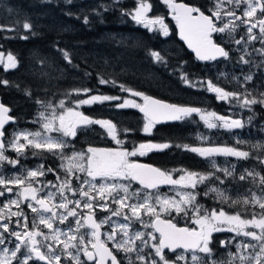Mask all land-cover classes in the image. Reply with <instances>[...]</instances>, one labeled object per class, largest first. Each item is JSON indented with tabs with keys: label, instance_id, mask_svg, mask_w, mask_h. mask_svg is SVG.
I'll return each mask as SVG.
<instances>
[{
	"label": "snow or ice",
	"instance_id": "6c2138e0",
	"mask_svg": "<svg viewBox=\"0 0 264 264\" xmlns=\"http://www.w3.org/2000/svg\"><path fill=\"white\" fill-rule=\"evenodd\" d=\"M116 2L117 0H113V3ZM161 2L175 20L181 39L195 52L198 60L231 59L230 50H226L224 42L218 43L213 39V34L217 33L226 35L227 43L244 46L243 51L239 47L236 48V51L241 52L238 63H250L246 59L251 55L248 48L257 40L262 47L252 51L264 57V0H209L211 6L208 8L185 0ZM67 3L71 4L72 0H67ZM135 5L131 9L121 8V14L130 17L134 23L142 25L150 32L159 30L164 36L169 34L163 16L149 15L153 10L150 0H135ZM98 7L107 10L109 6L100 4ZM91 11L99 14L96 8ZM83 23H90L88 15H84ZM16 24L21 25V21L17 20ZM241 26L246 28L247 39L245 36L235 38ZM22 28L31 32L33 25L25 20ZM255 29H258V33ZM12 30L14 29L0 24V31ZM20 38L26 40L28 36ZM57 50L67 64L74 68L79 67L73 64L69 51L59 48ZM146 55L150 56L154 63L165 66L168 64L165 56L159 51L147 49ZM40 63L43 65L45 61L41 60ZM0 66L5 72L16 69L17 57L12 53L5 56L0 51ZM182 68L181 65L179 79L183 84L193 88L197 85L205 88L206 85L205 90L214 93L218 101L231 103L234 100L239 107L248 109H251L252 105H264V92L260 93L259 98L252 96L247 90L243 93L229 92L211 80L189 79V74ZM40 75L48 76L49 73L42 71ZM89 75L91 74L85 72V76ZM243 79L249 82L253 77L246 74ZM98 82L100 85L117 84L115 79H106L99 74ZM0 85L10 87L12 82L0 78ZM16 87L19 88V85ZM119 88L130 96L141 98L143 103L120 96L92 95L93 89L87 87L66 92L65 99L59 101L37 98L35 103L42 110L38 112L34 123L39 124V130L14 132L12 138L7 141L4 139L5 125L14 122L15 117L9 115L11 109L0 102V167L5 163L13 168L20 164L18 158L13 159L5 154L6 148H11L17 157L24 155L30 148L33 149L34 156L45 152L58 156L62 161L59 167L65 173V178L61 179L56 169L44 164H39L34 169H26V175L0 173V198H4L0 206V264H122L117 258V253L120 252L125 254L128 264H136L137 261L140 264H149V261L150 264H179L180 261L189 264V258L184 253L190 254V264H218L213 257V233L222 231L234 233L235 236L229 240H221V247L235 244L236 250L229 252L228 259L219 264H264V175L254 169L241 172L238 180L251 181L253 187L259 191L249 189L248 195L233 200L219 185L225 184L229 178L237 179L235 166L232 169L219 168L214 160L218 155L247 160L250 152L210 143L208 146L177 144L175 147L210 160L215 171L203 173L185 168L161 169L138 163L131 158L169 149L172 144L149 141L134 145L129 151L122 146L124 141L118 138L116 124L109 119L91 118L79 109L84 105L110 101H117L115 107L119 109H139L144 115L142 131L146 134L151 133L157 123L185 121L194 114L199 116L208 129H239L244 127V122L231 116L218 115L215 111L168 103L128 88L124 84H119ZM82 94L88 98L75 101L68 99L73 95L79 97ZM26 95L31 97V91L26 90ZM121 100L122 102H119ZM248 120L251 122L252 117ZM92 125L105 129L107 135L120 147L101 148L89 145L86 150L73 149L71 155L66 154L65 150L70 147L68 138L77 137L81 128ZM197 139L201 142L209 140L199 134ZM253 148L264 150V144L253 145ZM258 162L264 166V151L258 157ZM47 173L56 174L59 183H43L38 179ZM79 173L83 176L78 175ZM174 173H177L178 177L174 178ZM217 173H223V176ZM132 182L138 183L139 187L132 190ZM34 184H39V187ZM209 184L216 186L207 187L203 195L214 194L221 204L251 206V211L248 207L233 213L225 211L223 207L204 208L197 201V196L200 195L198 189L201 185ZM162 185L169 186L168 193L158 191ZM53 187L56 191L49 190ZM66 192L72 193L73 197L79 196L80 199H69ZM6 193L11 194V198H5ZM21 204H26L35 214L31 224L29 217L20 207ZM13 207L19 210L13 211ZM257 207L259 211L256 210ZM97 209L108 212L109 215L97 220ZM173 213L175 215H172ZM163 214H167L168 218H162ZM246 215L250 218H245ZM181 216L190 221V226L180 227L174 222L176 217ZM13 217L16 219L13 220ZM113 217H122L124 222L114 220ZM72 221H75L74 225ZM137 223L152 231L133 230ZM59 224H65L66 228H60ZM105 224L110 226V232L102 231ZM155 233L159 235L156 236ZM240 236L248 238L247 242H237L236 237ZM10 243L14 247H8ZM144 246L151 247L155 258L151 254L148 258L145 257ZM165 249L172 251L174 255L176 250L182 249L183 252L176 256L175 261H171L167 258ZM133 253L135 259L131 255Z\"/></svg>",
	"mask_w": 264,
	"mask_h": 264
},
{
	"label": "trees",
	"instance_id": "16d2710c",
	"mask_svg": "<svg viewBox=\"0 0 264 264\" xmlns=\"http://www.w3.org/2000/svg\"><path fill=\"white\" fill-rule=\"evenodd\" d=\"M96 1L72 0L69 4L67 0H0V24L14 29L0 31V50L4 54L12 53L18 60L16 69L5 72L0 66V78L12 82L10 87L0 85V101L11 109L13 115L19 117L31 112L37 105L35 103L37 98L59 101L65 99L64 93L84 87L116 94L115 88L119 84L171 102L204 107L202 102L191 101L184 96L177 97L174 95L177 94L176 92L169 93L173 89H183L182 85L177 83L175 73L178 62L184 61L185 70L194 76H201L208 67L192 59V55L177 39L173 28L170 27L169 34L162 37L157 30L150 32L131 25L130 17L123 16L120 11L121 8H127L124 0L117 1L115 5L104 3L109 6L107 10L95 7ZM190 1L201 4L200 0ZM103 2L104 0L101 1L102 4ZM154 3L155 1L152 4ZM157 5L155 7L161 13L163 5L161 3ZM93 8L97 9L98 15L91 11ZM69 12L72 14L68 15ZM84 15L89 16L88 25L83 23ZM17 20L21 21V25L16 24ZM25 20L33 25L31 32L22 28ZM25 35L28 39L20 38ZM132 41L136 44L130 45ZM159 42L160 45L167 44L172 49V52L166 53L167 66L151 64L150 56L146 55L147 49L155 51L161 49ZM58 48L69 51L72 54L73 64L79 67L74 68L67 64ZM161 51L165 54L164 49ZM41 60L45 61L43 65L40 63ZM170 69L172 73L168 72ZM42 71L48 72L49 75L41 76ZM85 72L91 75L85 76ZM148 72L154 75H146ZM98 74L106 79H115L116 86L100 85ZM159 82L165 87L162 85L160 87ZM16 85H19V88ZM26 90L31 91V97L26 95ZM73 98L74 96H71L68 99ZM207 106L219 111L215 99H210L205 108ZM119 110L123 118L115 114L114 119L118 117L119 121L122 120V124H117L127 126L126 129L130 130L132 140L162 141L173 145L157 155L149 156L156 165L168 170L185 168L203 173L211 171L204 158L175 147L186 142L191 144L187 137H183V134L191 129L186 120L156 125L154 134L151 132L146 135L147 137H137L134 134L140 132L137 126L141 124L143 117L136 109ZM227 143L224 146H230V142ZM236 161L239 164L244 163L240 159ZM250 161L251 159L247 164L264 175V169L259 164L257 166L250 164ZM242 184L253 187L251 181Z\"/></svg>",
	"mask_w": 264,
	"mask_h": 264
},
{
	"label": "rangeland",
	"instance_id": "374dc122",
	"mask_svg": "<svg viewBox=\"0 0 264 264\" xmlns=\"http://www.w3.org/2000/svg\"><path fill=\"white\" fill-rule=\"evenodd\" d=\"M102 0H97L95 3V7L99 6ZM119 1V0H117ZM155 1V3L153 4V10L149 13L150 16L155 17V16H162V14L160 12H158V8H156L158 5V3H162L161 0H150ZM127 9H131L134 8L135 5V0H124ZM108 4V5H115L116 3H113V0H104L103 4ZM200 5H203L204 8H208L210 7V2L209 0H200ZM163 5V7H166L163 3L161 4ZM156 6V7H155ZM167 8V7H166ZM168 10V9H167ZM120 19V18H119ZM130 24L135 26V27H140L143 29L144 28L142 25H138L136 23H134L131 18H129ZM164 22L168 25V30L169 27L171 25L170 22H168L167 20H164ZM242 28L237 30V33L235 34V38L239 39L241 36H245V39H247L245 33H246V28H244L243 26H241ZM255 32L258 33V29L254 30ZM153 32V31H151ZM158 34H160L162 37H166L164 35H162L160 33L159 30H157ZM217 37L221 38V40L225 41V43H227L228 41V37L224 34H218ZM122 41V40H120ZM136 43L134 41H132L130 43V45H135ZM160 45V42H159ZM231 53L233 52V56H235L234 60L231 62H228L227 64H223L222 66H218L217 64H210L208 65V67H206L205 73L202 74L201 76H194L192 74H190L189 72H187L186 69V65L185 62H178L177 63V68L175 69V73L177 75V83L179 85H182L183 89H173L170 90L169 93L174 94L175 92L177 94V97H186L191 101H198V102H202L204 104V107L202 109H207L208 111H215L212 108L208 107L205 108V105L207 103H209L210 99H215L218 103V108L219 111H215L218 115H225V116H231L234 119H241L244 122V127L239 128V129H232V130H226L223 128H214V129H208L205 125L204 122L200 120L198 115L193 116V118H188L186 119V121L189 124V127H191V129L189 131H187L186 133L183 134V137H187L188 140H190L189 142H186V144H189L191 146H208L209 143L211 145H220V146H224L225 143H227L228 141L230 142V146L232 147H237L240 150L243 151H248L251 153L250 157L247 160H242L244 163L239 164L236 161V157H234L233 159H229L230 157H221V156H215L214 160L216 165L219 168H229L232 169L233 166H235V175L237 177V179H231L229 178L227 180V182L223 185H219L220 188L225 189L226 190V194L233 200L236 199H242L245 195L249 194V189H252L253 191H259L257 190L255 187H251L250 185H243L241 181L238 180V176L240 175L241 172H243L245 169L248 170H255V168H251V165H249V163L247 164V161H250V164L253 163V165L257 166V164H259L258 162V157L261 155L262 151L261 149H257V148H253V145L256 144H264V121L260 122L259 119L256 117L257 116V112L254 111L255 105H252L251 109L248 108H241L238 106V104L236 103V101H231V103H229L228 101H218L216 99V96L214 93L208 92L205 90V88L200 87L199 85H197L196 87H188L187 85L183 84L181 82V80L179 79V75H180V70H181V65L183 66L182 70L187 72L189 74V79L191 80H202V81H208L211 80L214 84L218 85L219 87L224 88L226 91L229 92H245V90H247V92H250L252 94V96L259 98L260 93L264 92V68L263 71L261 73H258V78H254L253 74L251 73V67L254 66L256 64V59L258 56H260L258 53L249 50L250 47H252L253 49H258L261 48L262 45L260 43L259 40L251 43L249 45V52H251V55L247 56L246 59H248L250 61L249 64L245 65V64H241L238 63V57L241 54V52L236 51V48L239 47L241 49V51H243V45L237 46L234 43H228ZM161 49L157 50L161 53V55L165 56V58L168 61L167 58V51L168 52H172V49L170 46H168L167 44H161ZM162 49H164L165 54H163V52L161 51ZM1 51V50H0ZM7 54H5L6 56ZM254 57H256V59L254 61H252L254 59ZM261 57V56H260ZM149 58V57H148ZM151 64H153V60L150 57L149 58ZM254 63V64H252ZM260 63V61H259ZM259 63H257L256 65H258ZM157 65H163V64H158ZM172 69H170V71H168L169 73L171 72ZM246 74H251L253 79L252 81L249 82H245L243 77ZM146 75L148 76H152L154 75L151 72L146 73ZM233 77H236V79H233ZM159 86L162 85L163 87H165V85H163L162 82H159L158 84ZM161 87V86H160ZM117 89V93L116 94H110V93H104V92H100V91H94L92 92V95H109V96H120L122 98H131L136 100L138 103L141 102V98L139 97H134V96H130L129 93L127 92H122L119 88V86H116ZM177 90V91H176ZM74 98L72 99V101H75L76 99H86L88 98L86 95H80L79 97L73 95ZM251 98V97H250ZM140 99V100H138ZM119 102H122L119 101ZM118 103L117 101H110V102H103V103H95L93 105H84L86 106V108H92L94 109L97 114H98V118L99 119H109L111 120L114 124H122V120H118V117H122L119 113V108L115 107V104ZM259 105L261 107H263L264 109V105H260V104H256ZM69 106H72L71 104H69ZM124 109H135V108H124ZM42 109L40 108V106L38 105V108L34 111L35 114V118L37 119L38 117V112L41 111ZM117 115L118 117H115L114 119V115ZM252 117L251 122H249L248 118ZM118 120V121H117ZM145 123V120L143 118V120L141 121V126L143 128V125ZM117 126V125H116ZM40 126L38 124L37 127H33V128H29V127H24L20 130L15 129V132L18 131H30V132H34L39 130ZM118 134V133H117ZM202 135V136H206L209 138L208 141H204L201 142L199 139H197V136ZM104 137L106 139H109L112 141V144L115 147H120L118 145H116V143L111 139V137H109L107 135V132L104 134ZM119 138V136H118ZM237 141H243L244 143H237ZM129 144H132V146L128 149L129 151H131L133 149V142H128ZM135 145H139V143L135 144ZM123 147H125L124 145H122ZM181 150H183L182 148H180ZM7 150H11V148H8ZM29 150L30 153L33 152V149H27ZM8 156V154H6ZM17 155V154H16ZM26 155V154H24ZM23 155V156H24ZM27 156V155H26ZM15 158H17L16 156H14ZM57 158H59L57 156ZM132 159V158H131ZM205 159V158H204ZM205 162L210 166L211 171H215V169L212 168L211 164L212 162L210 160L205 159ZM260 165V164H259ZM263 169L264 166L260 165ZM56 169V168H54ZM179 169V168H177ZM57 173H60V170L56 169ZM16 170L12 169V168H8V169H3L0 173L4 174V175H12L15 174ZM26 175V174H24ZM56 175V174H55ZM174 175L176 177H178L177 173H174ZM217 175L223 176V173H217ZM54 184H57V182L55 180L52 181ZM122 183H127V182H123ZM35 187H39V184H34ZM212 186H216L214 184H209V185H201L198 189V191L200 192V195L197 196V201L199 204H201L204 208H221L223 207L225 209V211L229 212V213H233L236 211H243V209L245 207L249 208V211H251V206H244V205H230L229 203H224L221 204L219 200H217L215 198L214 194H210L208 196L203 195L204 191L207 190V187H212ZM136 188L132 185V190H135ZM49 190H52V188H50ZM56 191V190H55ZM169 192V188L167 193ZM71 199H80L79 196H75L72 197ZM13 211H18V209H16L15 207L12 208ZM97 218L98 220L103 219L105 216L109 215L108 212H103L100 211L99 209H97ZM257 211H259L258 207L256 209ZM30 211V209H29ZM175 214V213H173ZM185 218V217H184ZM245 218H250V216L246 215ZM114 220H119L120 222H124L122 217H113ZM147 219V218H145ZM187 219V218H185ZM188 220V219H187ZM190 223V221H189ZM75 224V221H73V225ZM108 229L106 230V232H110L111 228L108 224H105ZM133 230H141V231H150V229H144L142 228L140 225L135 224L133 226ZM45 232H47V229H44ZM219 234V237H216L217 240L214 242L217 245L219 244L220 246V241L223 240H229L232 239L233 236H235L234 233L231 232H227V231H222V232H217ZM216 235V233H213V236ZM217 236V235H216ZM248 238L245 237H236L237 242L240 241H244L247 242ZM137 244H139V241H137ZM14 247V246H13ZM230 247V249H229ZM150 249L151 255L152 257H154V251L151 249L150 246H144V249ZM233 248V249H232ZM223 251H221L220 253L222 254V256L224 257V261H226L228 259V253L232 251L235 252V244L233 245H229L228 247H224L222 248ZM219 251V249H218ZM123 253V252H122ZM133 259H135V253L131 254ZM146 257V256H145ZM214 259L218 261V258L216 255L213 256ZM147 258V257H146ZM123 260L125 264H128L127 259L125 258V254L123 253ZM136 264H140V262H136ZM150 264V261H149ZM238 264V262H237Z\"/></svg>",
	"mask_w": 264,
	"mask_h": 264
},
{
	"label": "flooded vegetation",
	"instance_id": "af4514ba",
	"mask_svg": "<svg viewBox=\"0 0 264 264\" xmlns=\"http://www.w3.org/2000/svg\"><path fill=\"white\" fill-rule=\"evenodd\" d=\"M185 2L193 3L190 0H185ZM197 5H200V4H197ZM160 10H161V8H160ZM162 10L163 11H161V14L164 13V15H162L164 17V20H167L168 22H170L171 23L170 27L173 28L174 31H176L175 25H174L175 21L172 18V16L169 15V12H168L167 8L163 7ZM170 27H169V29H170ZM218 34L219 33L213 34V39L216 40V42L221 43L223 40H221V38L217 37ZM223 42H224L223 46L226 47V50H230V47H229L228 43H225V41H223ZM249 50H253V48L250 47ZM188 53L192 55V53H190V52H188ZM230 56H231L230 60H225L223 58H218L217 60H208V61H204L203 62V61H198V60L194 59L193 55H192V59L195 60L196 62L197 61L198 62H202V63H204V65H207V66L210 65V64H217L218 66L219 65L222 66L223 64H227L228 62H231V61L234 60L235 56H233V52L231 53V50H230ZM255 59H256V57H254V59L252 61H254ZM259 61H260V63H259ZM257 63H259V64L256 65ZM252 64H254V63H252ZM256 64L251 67V73L253 74L254 78H258L259 77L258 73H261L263 71V68H264V57L258 56L257 59H256ZM37 108H38V104L34 107V109L31 112H29L27 114H22L19 117L17 115H13L11 113V111H10L9 115L15 117V121L14 122H9L8 124L5 125V137H4V139L6 141L10 140L12 138V134L15 132L14 131L15 129L20 130V129L24 128V127L25 128L29 127L30 129L33 128V127H37L38 123H34V121L36 120V118L34 117L35 116L34 111ZM79 110L81 112H83L85 115H87V116H89L91 118L99 119L97 112L94 109H92V108H88L87 109L86 106H82ZM254 111L257 112V116L256 117L259 119V121L263 122L264 121V109H263V107H261L259 105H255ZM260 113H262V114L259 115ZM116 125H117V133H118L119 139L124 141L123 145L125 147H127L128 149L132 146V144H129L128 142H133V144L135 145L137 143L140 144V143H146V142L150 141V140L135 141L134 139L132 140L130 131H127V132L124 131L127 126L118 125V124H116ZM141 125L142 124L137 126V127H139L140 132H138L137 134H134V135L137 136V137H139V136L147 137L146 135H148V133L146 134V133H144L142 131L143 128H142ZM129 127H132V126H129ZM155 129H156V125H154V127L152 129L153 134H154ZM106 132L107 131L105 129L101 128L99 125H92V126H89L87 128H81L78 131L77 137L68 138L70 147L65 150L66 154L71 155V151L73 149L76 150V151L86 150L89 145L94 146V147H101V148H105V147H113L114 148V145L112 144V141L109 140V139H106L104 137V134ZM151 142H153V143H168V142H162V141H158V142L151 141ZM226 144H228V143H226ZM7 149L8 148H6L5 154H8V156L10 158H13V159H17L18 158L19 161H20V164L17 165L15 168H13V166L8 165V164L5 163L2 167H0V172L3 169L12 168V169L16 170L15 174H20V173L26 174V169H34V168L37 167V165L44 164L46 167L56 168V169L60 170V172L62 173V174L59 173L61 179L65 178L64 171L62 169H60V167H59V165L62 163V161L60 160V158H57V156H54V155H52L50 153H47V152H45V153H43L42 155H39V156H34V155H32V153L29 152V150H26L25 154L27 156L26 155H24V156L22 155V156L17 157V155H16V153L14 151H10V150H7ZM160 152L161 151H152V152L147 153L145 156H139L138 155L136 157H132V159L137 161L138 163H150V164H153V165H155V166H157V167H159L161 169H164V168L156 165L149 158L150 155L154 156V155H157V153H160ZM14 156H16L17 158H15ZM218 156H223V155H218ZM78 175L83 176L82 173H79ZM175 177L176 176L174 175V178ZM38 179L41 182H43V183H47L48 181H53V180H55L57 182V184L59 183L57 181V179H56V175L53 174V173H47L45 176L39 177ZM123 182H128V181H123ZM132 185L135 188L139 187L138 183H136V182H132ZM168 188H169V186L162 185L158 189V191L161 192V193H167ZM52 190L55 191L56 188L53 187ZM154 191H156V190H154ZM66 195L68 196L69 199H71L73 197L72 193H70V192H66ZM5 198H11V194H7L6 193L5 194ZM57 200H58V198H57ZM3 202H4V198H0V206H2ZM20 207L24 210L25 214L29 217V224H31V221L35 218V214L32 213L31 211H29V209L27 208L26 204H21ZM97 212H98V210H97ZM172 215H175V214H172ZM96 218H97V215H96ZM162 218H168L167 214H163ZM15 219L16 218L13 217V220H15ZM97 220H98V218H97ZM174 222H176L178 224V226H180V227L190 226L189 220L185 219L182 216L181 217H176V220H174ZM72 223H73V221H72ZM137 225H139V224L137 223ZM59 227L62 228V229H65L66 225L65 224H59ZM107 229H108V227L106 225H103L102 231L106 232ZM150 231H152V229H150ZM155 235L158 236L159 234L155 233ZM216 235L213 236L214 242L217 240L216 237H219L218 233H216ZM13 246L14 245L11 244V243L8 244V247H10V248H12ZM108 246H109V248H111L112 247L111 243H109ZM212 248H213V256L216 255L219 262L224 261V257L220 253L221 251H223L222 248H224V247H221V245L219 246V244L217 245L216 243H213L212 244ZM218 249H219V251H218ZM229 249H230V247H229ZM182 252H183L182 249L176 250V253L174 255L172 251H170L168 249H165V254H166L167 258L169 260H171V261H175L176 260V256L180 255ZM231 252H234V251L231 250ZM143 254L148 258L149 254H151L150 249H147V248L144 249L143 250ZM184 254L186 256H188L189 264H190V254H188V253H184ZM200 255H203V254H200ZM117 258L122 261V264H125L124 260H123V253L122 252L117 253ZM153 258H155V254H154ZM82 259H83V257H82ZM219 262H218V264H219ZM89 264H90V262H89ZM179 264H185V261H180Z\"/></svg>",
	"mask_w": 264,
	"mask_h": 264
},
{
	"label": "water",
	"instance_id": "95a60500",
	"mask_svg": "<svg viewBox=\"0 0 264 264\" xmlns=\"http://www.w3.org/2000/svg\"><path fill=\"white\" fill-rule=\"evenodd\" d=\"M175 29H176V36H177V38L182 42V44L184 45V47H185L189 52H191V53L193 54V56L196 58V54H195V52H194L192 49L188 48L186 42H185L184 40L181 39L180 34H179V29H178V27H177V25H176V22H175ZM196 59H197V58H196ZM149 96H152V97H154V98H156V99H159V100H163V101L168 102V103L180 104V103L171 102V101H168V100H165V99L159 98V97L154 96V95H149ZM141 103H143V101H142ZM185 105H189V104H185ZM5 106H6V105H5ZM191 106L198 107V106H195V105H191ZM199 108H200V107H199ZM137 112H138L139 114L143 115V113H141V112L139 111V109H137ZM170 122H175V121H164V122H160V123H157V124L170 123ZM142 164H150V163H142ZM150 165H153V164H150ZM153 166H155V165H153ZM155 167H157V166H155Z\"/></svg>",
	"mask_w": 264,
	"mask_h": 264
}]
</instances>
